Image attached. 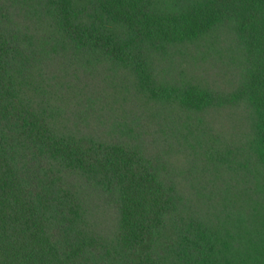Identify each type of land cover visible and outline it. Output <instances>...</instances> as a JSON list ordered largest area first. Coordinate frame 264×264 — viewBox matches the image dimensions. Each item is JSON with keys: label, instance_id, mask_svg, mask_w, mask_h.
<instances>
[{"label": "trees", "instance_id": "1", "mask_svg": "<svg viewBox=\"0 0 264 264\" xmlns=\"http://www.w3.org/2000/svg\"><path fill=\"white\" fill-rule=\"evenodd\" d=\"M0 264H264V0H0Z\"/></svg>", "mask_w": 264, "mask_h": 264}]
</instances>
